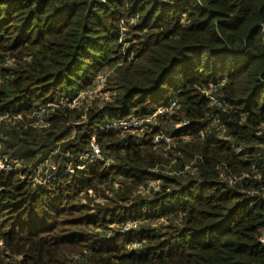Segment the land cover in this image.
Instances as JSON below:
<instances>
[{
    "label": "trees",
    "instance_id": "16d2710c",
    "mask_svg": "<svg viewBox=\"0 0 264 264\" xmlns=\"http://www.w3.org/2000/svg\"><path fill=\"white\" fill-rule=\"evenodd\" d=\"M104 70L109 100L61 103ZM174 98L155 132L101 131ZM40 107L49 128L17 119ZM7 114L0 264H264V0H0ZM159 131L187 172L165 170ZM94 137L104 160L81 169ZM48 160V184L30 182Z\"/></svg>",
    "mask_w": 264,
    "mask_h": 264
},
{
    "label": "built area",
    "instance_id": "2783aa9c",
    "mask_svg": "<svg viewBox=\"0 0 264 264\" xmlns=\"http://www.w3.org/2000/svg\"><path fill=\"white\" fill-rule=\"evenodd\" d=\"M130 23L133 24L134 20L131 19ZM125 25V23H124ZM85 94V93H82ZM82 94L78 97H76L73 100H70L68 98H63L61 103L65 104L68 103L72 108L74 107H78L80 106V104L83 102V99L85 98V96L83 97ZM87 94V93H86ZM209 100H210V104L211 105H217V106H221L222 102L219 101L216 97H214L213 95H210L209 92L206 93ZM178 109V103L177 100L174 98L172 99L166 106H162L160 107L154 114L149 115L147 117H143V118H139V117H129V118H125V119H120V120H114V121H109L107 123H104L101 126V131H131V130H136V131H140L142 134L145 132H152V131H156V126L158 125V117L165 115L167 113H174L176 110ZM49 111L44 109L43 107H40L38 111L31 113L30 115H34L37 116L39 115V120L32 123L31 125L33 127L36 128H43V129H47L50 126V122L47 121V117H48ZM20 116H18L19 118ZM6 119H10L9 114L5 115V116H0V122L2 120H6ZM186 127H191V123L189 120H185L181 123H179L177 125V128H186ZM157 135L154 137L153 140V144L157 147H162L164 151H167L170 147V144L172 142V138L167 136L164 132L159 131L156 133ZM200 136L203 137L204 131H200ZM57 152V150L55 151ZM1 153V151H0ZM5 157V156H1L0 155V161L1 158ZM103 159L102 157V153L101 150L95 145V137L93 138L92 141V151L90 153L84 154L80 157V159L82 160V162L85 164L84 167H81V169H84L88 164L93 163L94 161H96L97 159ZM5 161V165H0V174L9 170V171H13L15 169V167L11 164L8 163V158L5 157L3 158ZM46 167H54L53 161L52 160H48L47 163L44 165H39L36 167L35 171L36 174L34 177L30 178V182H33L36 185H46L48 184V182L50 181V177H49V172L47 173V169ZM245 177V175H243L242 177L236 178V179H243ZM234 179V178H232ZM232 179H230V181L232 182ZM156 184H150L149 188L146 189V191H150V188H154L157 189L159 188V182L155 181ZM133 225L128 223L124 229L127 230L130 227H132ZM135 226V225H134ZM2 243L0 242V245Z\"/></svg>",
    "mask_w": 264,
    "mask_h": 264
},
{
    "label": "rangeland",
    "instance_id": "374dc122",
    "mask_svg": "<svg viewBox=\"0 0 264 264\" xmlns=\"http://www.w3.org/2000/svg\"><path fill=\"white\" fill-rule=\"evenodd\" d=\"M125 29V27H124ZM124 35H121V38H120V43L123 44L124 42ZM108 75H111V72H108V70H104L101 74H99V79L96 81V86L95 87H92L88 90V93L87 94H82V96L85 98L83 99L84 101L80 104V107H86V105L90 106L93 104V101H97V102H100V101H105V100H109L111 94L108 92V86L106 84V80H107V76ZM80 94V95H81ZM78 95V96H80ZM39 115L37 116H34V115H27L26 117H19L17 119L21 120V121H24V122H27L28 125H31L32 123L36 122L39 120ZM136 133V132H134ZM187 140V139H186ZM185 142H188V141H185ZM173 144L174 147H178L180 144H178V142L174 141V143H171ZM163 149V148H162ZM164 151V150H163ZM164 155L168 156V161L167 163H169V165H166L167 168L165 169L166 171H169V173L171 175H175L176 174V170H175V166H177L178 168L180 166L183 167L184 170H182L183 172H187L189 170V168H191V165H185L183 166V163H182V159H181V163L179 161V158H181V156L176 153V152H172L171 153H167V151H164ZM193 160H190V162H192ZM0 165H5V161L3 158H1V161H0ZM19 166H17L16 168H19ZM45 167V165H44ZM47 169V173L50 171L51 167H46ZM152 184H156V182H152ZM112 184L109 183L107 185H100L97 189V192L98 193H95L94 191H90L89 195L92 196L93 198H96V202L97 203H101V204H104L105 202H107V200L105 198H113L115 196V193L118 192V187L117 185L114 187V191L110 190L109 187L111 186ZM152 188V187H151ZM147 189V188H146ZM146 189H142L141 192L146 193L144 195H147L149 194L148 191H146ZM114 192V193H113ZM155 223V222H154Z\"/></svg>",
    "mask_w": 264,
    "mask_h": 264
}]
</instances>
